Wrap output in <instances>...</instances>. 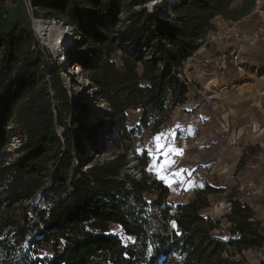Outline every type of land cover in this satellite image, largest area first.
I'll return each mask as SVG.
<instances>
[{"label": "trees", "instance_id": "trees-1", "mask_svg": "<svg viewBox=\"0 0 264 264\" xmlns=\"http://www.w3.org/2000/svg\"><path fill=\"white\" fill-rule=\"evenodd\" d=\"M27 1L34 18L63 23L81 38L72 61L110 109L105 123L113 151L107 160L71 172L79 137L99 130L76 117L66 121L72 104L62 86L64 66L50 63L25 1L0 0V264H158L160 257L163 264H242L236 257L243 252L264 250V225L234 190L226 196L228 213L213 219L203 212L209 196L223 190L206 185L172 205V191L143 172L147 157L137 159L140 180L120 173L134 136L149 125L157 133L186 101L183 63L213 30V18L237 21L257 0H180L150 15L134 10L144 0ZM121 11L129 13L132 29H142L149 59L118 55L114 34ZM127 110L141 111L138 126L128 128ZM14 136L21 145L12 155L7 149ZM64 152L66 165L57 166ZM54 176L57 186L44 196L48 204H32ZM151 207L171 228L166 235L153 229L159 218ZM43 248L51 253L42 254Z\"/></svg>", "mask_w": 264, "mask_h": 264}, {"label": "crops", "instance_id": "crops-1", "mask_svg": "<svg viewBox=\"0 0 264 264\" xmlns=\"http://www.w3.org/2000/svg\"><path fill=\"white\" fill-rule=\"evenodd\" d=\"M262 1H256L250 14L232 22L244 34L264 16ZM216 48V44H210V57L220 53ZM207 55L203 50L199 54L196 51L183 63V77L199 89L200 97L191 100L189 87L186 101L174 107L170 119L160 127L158 136H163L158 142L164 146L158 149L156 180L172 194L180 192L187 201L203 190V182L209 179L208 186L223 190L220 194L224 198L222 206L220 203L219 208L211 210L210 199L217 194L209 196L210 207L203 214L220 219L229 211L227 193L238 187L232 174L239 184L249 187L264 178V158L257 165H247L260 152L264 154V43H243L245 64L241 72L227 55L222 72L210 66V74H205L200 61ZM129 112L141 115L140 110H127L126 115ZM170 146L182 149L183 154H176ZM260 222L264 225V216Z\"/></svg>", "mask_w": 264, "mask_h": 264}, {"label": "built area", "instance_id": "built-area-1", "mask_svg": "<svg viewBox=\"0 0 264 264\" xmlns=\"http://www.w3.org/2000/svg\"><path fill=\"white\" fill-rule=\"evenodd\" d=\"M179 1L180 0H144V4L142 6H136L134 10H136L137 12L146 11L147 14L150 15L153 13L154 9L162 7L171 8L172 6H175ZM27 6L30 8V4L28 3V1ZM128 20L129 13L121 11L118 16L119 24L114 34L119 46L118 55L125 54L132 58H141L143 56H146V58L149 59L150 51L145 45V40L142 39V29L133 28L132 33H130L129 28L131 30V24ZM212 25L213 30L209 32L205 40H209L208 43L211 45L216 44V51L220 53L217 56L211 57L210 54H208L203 59H201L200 63L201 67L204 69V72L206 74L210 73V66H212L215 71L222 72L225 69V60L227 58V55H229L235 69L238 72H241L245 64L242 58L243 43L245 42L249 45L264 43V16L260 18L259 24L253 25V27L245 34L242 32L237 23L225 21L219 16L213 18ZM68 30L72 37L73 33L71 32L69 27ZM37 39L39 41V44L44 49L46 48L49 51V48L42 45L39 38ZM80 39V37H73V39L68 42L65 47L64 56L56 55L51 51L50 53L53 54L52 57L50 53L45 49L46 53L51 57V64L56 63L58 65L64 66V69L61 71L60 76L62 86L69 97L70 103L77 104V102H74V99L79 100L81 98L83 99L84 97L90 98V102L96 104V108L93 111L94 116L96 115L97 119L102 118V121L100 123H98L97 120L96 123L92 122L94 120H87L89 125L84 120L86 126H92L94 128H97L99 131L96 135H94V137L91 136L92 138H90L85 146L78 148L76 161H78L79 163V168L75 169L74 173L85 171L88 167H90L92 163H96L94 162V157L103 154V147H106L109 144L110 139L112 138L109 128L105 123L106 116L110 111L108 105L100 99L98 90L89 82L81 65L72 61V57L75 55V50L79 51V49H75L74 46H76L77 42L81 41ZM208 43H203L197 50V53H199L201 50L204 51ZM178 77L181 78V75L179 74ZM189 85L191 86V84ZM72 112L74 113V110H72ZM57 135L61 139V135L58 133ZM20 145L21 143L18 145V147H20ZM87 163H89L88 166L85 165ZM57 166H59V162ZM83 166L85 167L81 169V167ZM206 183H208L207 180ZM246 196L249 197V194L246 193ZM240 201L249 205L247 202H244L242 200Z\"/></svg>", "mask_w": 264, "mask_h": 264}, {"label": "rangeland", "instance_id": "rangeland-1", "mask_svg": "<svg viewBox=\"0 0 264 264\" xmlns=\"http://www.w3.org/2000/svg\"><path fill=\"white\" fill-rule=\"evenodd\" d=\"M24 1L26 4L25 8H26V12L28 14L29 23H30V26L32 27V20L34 21L37 19L32 16L31 11H30L31 8H29L27 6V0H24ZM138 12H140V11H138ZM146 14H147V12H146ZM39 20H47V19L41 18ZM55 22H57V21H55ZM57 23H59V22H57ZM132 30H133L132 28H131V30L129 28L130 33H132ZM149 36H150V34L148 35V38H149ZM73 37L74 36H72V39H73ZM208 41L209 40H205V43H208ZM77 44H78V42H77ZM77 44H76V46H74L75 49L77 48ZM209 46H210V44L208 43V45H206V47L204 49V53L210 54V52H209L210 47ZM207 49H208V51H207ZM48 52L50 53L51 50L49 49ZM77 52H78V50H75L74 54H76ZM199 53H197V54H199ZM50 55L53 57L52 53H50ZM204 57L205 56H203L201 59H203ZM56 60H57V58H56ZM114 62L116 64L117 68L120 70L121 61H120L119 56L114 57ZM211 71H213V70H211ZM207 74H210V73H207ZM198 90L199 89H196L195 86L193 84H191L190 93H189V98L191 100L192 99L195 100L197 97H200V93H198L199 92ZM74 102H77V104H75V103L72 104L71 108H72V110H74V113L71 111L69 114H67L66 121L68 123H71L73 121V119H76V118L81 122H84V120L87 122V120H90V119L94 120V121H92L94 123H96L97 121H98V123H100L102 121L101 120L102 118L97 119V116L96 115L94 116L93 111L96 108V104L93 102H90V98L84 97L83 99L81 98L79 100L74 99ZM127 114H128L127 115V126H128V128H133L135 126H138V124H139L138 112H135V113L129 112ZM88 125H89V123H88ZM150 129H151V125H149V127H147V128L141 129L140 132L134 136V139L131 143L130 150L132 151L133 155L135 156L136 162H137L134 166V171L138 174V178H134L135 180H140L142 177V171H141V168L138 164L137 159L143 158L144 156L148 157L149 160L147 161V165L143 168V172H145L147 174V176H150L152 179L158 178L157 174H158V170H159V167H158V164H159L158 154L159 153H158L157 143H159V142L154 140V137L158 136V132L153 134ZM56 131L58 134L62 135L63 131H62L61 127L57 126ZM260 133L261 134L263 133L262 130L260 131ZM263 135H264V133H263ZM91 136L94 137V134L89 132L88 134L79 137L80 138V147L79 148H81L82 146H85V144L90 140V138H92ZM20 142H21L20 136L12 137L11 142H10L8 149H7L8 152H10L13 155L15 150H17ZM77 150H78V147L73 149V153H72L73 156L75 157V159L72 162L71 172H73V173H74L75 169L79 168L78 167L79 163H78V161H76V158L78 155ZM112 151H113L112 148H110V145L108 144L105 151L103 152V154H100L97 157H94L95 158L94 162L105 161L106 159H108L110 157ZM66 155H67L66 152H64V154H62V156L60 157V160H59L60 166L66 165V162H67V156ZM263 158H264V154H262L260 152L255 158H253V160L247 161V165L248 164H252V165L256 164L257 165L262 161ZM85 165L88 166L89 163H87ZM84 167L85 166L81 167V169ZM232 177H234V180L238 184L237 190H234L236 192V196L240 200L247 202L251 206V208H253V210L256 212L257 219L259 221L263 222V216H264V178L255 182L252 187H249V186H245L243 184H239V181L236 179V178H238L236 176V174H232ZM54 181H55V176H54V179L52 178L50 180L48 185H46L44 188H42L35 195L34 199L32 200V204H37L41 207H44L48 204L46 201H44L45 197L41 196L40 193L42 191L47 190V189L51 191V189L53 188ZM208 182H209V179H208ZM203 183L205 185H208V183H206V181ZM246 193L249 194V197L246 196ZM146 198L151 199L154 197L146 196ZM185 198L186 197L181 196L180 192L179 193L177 192V193H173L172 195H170L168 197L167 201L169 204L175 205V204L182 203V202L186 201ZM223 198H224V196L221 195L220 193L215 195L214 197H212L210 199L211 210H215V208L218 207V205L220 203L222 206V201H223L222 199ZM150 212L153 214L154 217L159 218L158 221L153 222V229L162 235H166V233H167L166 228H168V227H167L166 223L160 219L159 213L157 212L156 208L151 207ZM170 229L171 228H168V230H170ZM110 231L111 232H118V228L115 226H112L110 228ZM227 238H228L227 234H224L222 237V239H227ZM50 253H51V250L49 248H43L42 254L45 255V254H50ZM236 259L240 260L242 262V264H264V250L245 251L240 256H237Z\"/></svg>", "mask_w": 264, "mask_h": 264}, {"label": "bare ground", "instance_id": "bare-ground-1", "mask_svg": "<svg viewBox=\"0 0 264 264\" xmlns=\"http://www.w3.org/2000/svg\"><path fill=\"white\" fill-rule=\"evenodd\" d=\"M33 28L42 42L56 55L64 56L65 47L70 41V32L54 20H34ZM129 172V171H128ZM44 191L41 192V195Z\"/></svg>", "mask_w": 264, "mask_h": 264}, {"label": "water", "instance_id": "water-1", "mask_svg": "<svg viewBox=\"0 0 264 264\" xmlns=\"http://www.w3.org/2000/svg\"><path fill=\"white\" fill-rule=\"evenodd\" d=\"M61 26H64L63 25V23H59ZM32 31L34 32V34L37 36V38H39L38 37V35L36 34V32H35V30H34V28H33V20H32ZM65 28H67L68 29V26H65ZM72 39V37H71V35H70V40ZM39 40H40V38H39ZM40 42H41V44L42 45H44V46H46L43 42H42V40H40ZM137 162H136V158H135V156L133 155V153H132V151L130 150L129 152H128V155H127V158H126V162H125V165H124V167H123V169L121 170V175L122 176H130V177H132V178H138V174L134 171V166H135V164H136ZM129 171V172H128ZM57 183V182H56ZM56 183H54L53 184V187H56L57 186V184ZM40 195H41V193H40ZM50 195V190H45L44 191V193L41 195V196H49ZM165 262V257H160V259H159V261H158V264H163Z\"/></svg>", "mask_w": 264, "mask_h": 264}, {"label": "snow or ice", "instance_id": "snow-or-ice-1", "mask_svg": "<svg viewBox=\"0 0 264 264\" xmlns=\"http://www.w3.org/2000/svg\"><path fill=\"white\" fill-rule=\"evenodd\" d=\"M174 135V134H173ZM163 136V134H161L160 136H157V137H154V140L155 141H160L161 140V137ZM164 145L162 143H157V148H162ZM171 150L173 152H175L176 154H179V155H182L183 154V150L182 149H178V148H172L170 146Z\"/></svg>", "mask_w": 264, "mask_h": 264}]
</instances>
